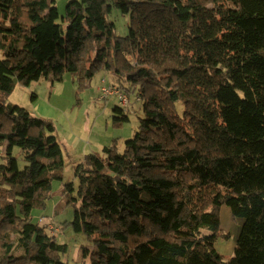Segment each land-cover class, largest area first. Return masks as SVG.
I'll use <instances>...</instances> for the list:
<instances>
[{"label":"trees","instance_id":"1","mask_svg":"<svg viewBox=\"0 0 264 264\" xmlns=\"http://www.w3.org/2000/svg\"><path fill=\"white\" fill-rule=\"evenodd\" d=\"M54 2L0 0V264H64L66 250L31 217L63 182L54 123L7 96L65 72L86 87L99 69L142 115L123 149L73 165L75 194L61 186L90 264H264V0H68L62 15ZM222 204L243 218L228 258Z\"/></svg>","mask_w":264,"mask_h":264},{"label":"rangeland","instance_id":"2","mask_svg":"<svg viewBox=\"0 0 264 264\" xmlns=\"http://www.w3.org/2000/svg\"><path fill=\"white\" fill-rule=\"evenodd\" d=\"M67 1L55 0L54 3L59 15L64 13ZM109 19L114 22L116 35L126 34L128 24L126 15L122 14L116 7H113L109 14ZM47 81L51 83L49 102L60 112L59 119L61 115L65 117L63 121H55L52 119L54 116L49 119L54 123L55 130L60 137L69 133L70 129L67 126L75 121L76 112L84 118L88 125L84 146L90 151L89 153L98 151V154H102L101 150L97 148V144L102 146L112 145L120 151L123 149L124 140L131 138L137 131L138 118L142 115V110L141 102L135 99L134 93H129L128 96L124 93L129 98L126 107L122 106V111L127 114L128 120L115 121L113 117L118 115V113L113 110V107L115 105L120 106L119 98L116 95L104 96L101 92V87L109 86L110 81L118 85L112 73L99 69L94 72L86 87L81 88L78 82H73L72 75L69 72L63 73L59 81H51L45 77L38 80L40 83ZM36 116L43 118L38 113ZM3 150L4 146L2 145L0 146V154L3 153ZM73 171L74 168H71L69 164L63 168V182L56 179L52 181L51 197L46 200L43 208L33 207L31 217L34 222H38L42 217L43 220L39 222L45 226L51 235H55V240L58 243L66 245V250L59 255L60 260L64 264H90L89 255L93 251V241L83 231L73 229L70 224L73 220V206L71 202L67 201V196L63 195L61 191V186L64 183H68L69 187H73V193L75 194L77 180ZM218 215L219 230L214 247L220 255L228 258L238 238L243 218L233 216L230 208L225 204L220 206ZM83 249H87L88 253L84 254Z\"/></svg>","mask_w":264,"mask_h":264},{"label":"crops","instance_id":"3","mask_svg":"<svg viewBox=\"0 0 264 264\" xmlns=\"http://www.w3.org/2000/svg\"><path fill=\"white\" fill-rule=\"evenodd\" d=\"M50 84V81L40 83L38 80L30 82L26 86L16 84L13 90L7 96V100L10 103L30 110L35 115L38 113V115L47 119H51V117L54 116L52 119L55 121H63V118H65L64 115H61L59 119L60 112L49 102L48 97L50 96L51 91ZM109 84L113 85L115 83L110 81ZM32 93L35 94L34 98H31ZM39 112L42 113L39 114ZM75 115L76 118L73 124L69 122L70 124L67 126L70 129L69 133L67 135H62V139H60L61 137L55 130L56 137L61 143L65 165L69 164L71 168L76 162L81 160L85 154L90 152L87 150V147L84 146V138L86 136L88 125L86 124L84 118L78 114V112H76ZM97 146V148L102 152V148L104 146L100 144H97ZM96 153L98 154V151H96ZM66 161L68 162L66 163ZM231 254L232 253L230 252L228 256H231Z\"/></svg>","mask_w":264,"mask_h":264},{"label":"built area","instance_id":"4","mask_svg":"<svg viewBox=\"0 0 264 264\" xmlns=\"http://www.w3.org/2000/svg\"><path fill=\"white\" fill-rule=\"evenodd\" d=\"M101 92L104 96L116 95L119 98V105L121 107H126L128 97L122 91H120L116 85L103 86L101 87Z\"/></svg>","mask_w":264,"mask_h":264}]
</instances>
